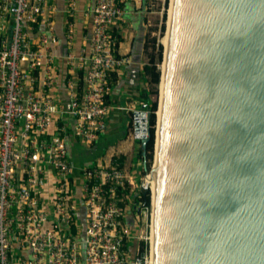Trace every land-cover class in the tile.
Wrapping results in <instances>:
<instances>
[{
  "label": "water",
  "instance_id": "obj_1",
  "mask_svg": "<svg viewBox=\"0 0 264 264\" xmlns=\"http://www.w3.org/2000/svg\"><path fill=\"white\" fill-rule=\"evenodd\" d=\"M163 59L148 264H264V0H170Z\"/></svg>",
  "mask_w": 264,
  "mask_h": 264
},
{
  "label": "built area",
  "instance_id": "obj_2",
  "mask_svg": "<svg viewBox=\"0 0 264 264\" xmlns=\"http://www.w3.org/2000/svg\"><path fill=\"white\" fill-rule=\"evenodd\" d=\"M127 1L95 0L88 56L66 55L72 68H86V88L80 94L68 80L74 124L58 123L52 133L53 115L63 113L51 95L55 7L48 0H0V11L12 17L11 38L0 42V264H148L146 250L130 254L128 211L139 196L133 176L118 158L75 166L67 146L70 130L88 147L107 129L112 74L133 63L117 53L110 32ZM76 7L77 0H68V45ZM41 23L47 34L35 43L30 33Z\"/></svg>",
  "mask_w": 264,
  "mask_h": 264
},
{
  "label": "crops",
  "instance_id": "obj_3",
  "mask_svg": "<svg viewBox=\"0 0 264 264\" xmlns=\"http://www.w3.org/2000/svg\"><path fill=\"white\" fill-rule=\"evenodd\" d=\"M55 7L52 15L54 35L56 42L50 44L51 51L55 55L54 62V86L51 95L57 98L62 107V112L53 115V133L55 125L65 124L71 128L74 120L67 114L69 95L68 80H72L77 91L81 94L86 88L85 67L72 68L66 59L68 50L79 58L85 51L88 56L89 39L92 30V10L95 0H77L74 13V37L67 44L66 31L68 24V0H48ZM123 20L110 28L112 37L117 42V53L129 55L133 63L116 70L112 75L114 83L107 97L109 106L108 123L106 131L100 136L94 146H85L68 133L67 146L71 162L75 166L102 165L111 160L124 158L123 165L135 162L138 159V147L141 144L135 138L132 114L136 110L149 111L148 107V78L145 75V66L148 64L147 47L149 46V15L151 13L149 0H128L124 5ZM47 34L45 23L35 26L30 33L33 42L38 43L41 36ZM12 35V17L6 11H0V42L9 40ZM42 75V71L39 72ZM40 89V83L37 86ZM151 102V100H150ZM122 161V160H120ZM138 166L132 167L130 173L137 179ZM80 178L79 174H77ZM131 217L130 210L128 219ZM129 223V222H128ZM136 247V243L130 244V251ZM136 249V248H135Z\"/></svg>",
  "mask_w": 264,
  "mask_h": 264
},
{
  "label": "rangeland",
  "instance_id": "obj_4",
  "mask_svg": "<svg viewBox=\"0 0 264 264\" xmlns=\"http://www.w3.org/2000/svg\"><path fill=\"white\" fill-rule=\"evenodd\" d=\"M150 3V10L151 13L149 15V46L147 47V57L149 59L150 55L157 54L160 50L162 52V55L164 56V44H163V38L166 34V27H167V20H168V13H169V6H170V0H149ZM163 64V60H162ZM162 64H160V69L162 70ZM162 72V71H161ZM159 92H160V86L159 91L156 95H151L150 100L153 103H157V111H158V102H159ZM156 111V113H157ZM157 118L158 113L156 115V126H155V134L157 133ZM142 150L140 146L138 147L137 151L138 153ZM155 151V150H154ZM154 160H155V152H153L152 158L148 160V164H150L149 168V175L147 176L145 168H144V161L140 158L137 159V164L135 162H128V164L123 165V167L130 173L133 166H138L137 179L134 178V189L139 196L137 197L139 200L142 197V184L146 181L147 177L152 176L153 174V166H154ZM147 165V162H145ZM133 175V174H131ZM138 210H140V215L137 217V223L136 227L137 229H133L132 232V239L131 242L136 243V251L141 250L142 243L148 244L147 254L149 255V235H150V213H151V206L149 209H145L141 212V206H139ZM137 237V238H135ZM134 250V251H135ZM143 252V251H141ZM137 253V252H136Z\"/></svg>",
  "mask_w": 264,
  "mask_h": 264
},
{
  "label": "trees",
  "instance_id": "obj_5",
  "mask_svg": "<svg viewBox=\"0 0 264 264\" xmlns=\"http://www.w3.org/2000/svg\"><path fill=\"white\" fill-rule=\"evenodd\" d=\"M162 60H163V55L161 50L154 55H150L149 56V62L148 64L145 66V75L148 78V85H149V92H148V107H149V111L151 113L150 119H149V126H150V140L149 143L147 144V151H146V155L143 156V151L140 150V152L138 153V158H140L141 160L147 162L146 168L149 170L150 168V164H148V160H150L152 158L153 152H154V142H155V126H156V111H157V103H153L150 102V96L151 95H156L159 91V86H160V81H161V69H160V64H162ZM120 160H122L121 162L124 161V158H120ZM146 164V163H145ZM141 200H139L138 198L135 197V200L133 201L134 204L130 205V213H131V217L128 220L129 222V226L131 228V230L133 231L134 229V221L136 219V216L140 215V210H136L135 206L137 204H140L141 206V212L144 211L145 209H149L151 206V194L150 191L148 192L147 196H143L140 198ZM129 212V211H128ZM71 233L76 234V229H71ZM136 248V247H135ZM134 249H132L130 251V254L134 253ZM141 251H145L148 249V244H144L142 243L141 246Z\"/></svg>",
  "mask_w": 264,
  "mask_h": 264
},
{
  "label": "bare ground",
  "instance_id": "obj_6",
  "mask_svg": "<svg viewBox=\"0 0 264 264\" xmlns=\"http://www.w3.org/2000/svg\"><path fill=\"white\" fill-rule=\"evenodd\" d=\"M164 41H165V37L163 38V44H164ZM163 68H164V59H163V64H162V72H163ZM159 96H160V94H159ZM157 125H158V122H157ZM157 131V130H156ZM157 134V133H156ZM155 150V149H154ZM155 152V151H154ZM153 169H154V171H153V174H152V176H150V177H147V179H146V181L147 182H149V185L150 186H154V174H155V160H154V166H153Z\"/></svg>",
  "mask_w": 264,
  "mask_h": 264
}]
</instances>
